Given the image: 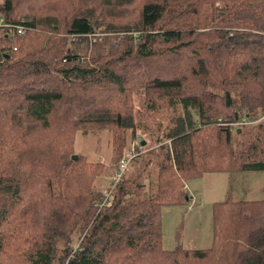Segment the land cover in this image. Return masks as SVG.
Instances as JSON below:
<instances>
[{"label": "trees", "instance_id": "16d2710c", "mask_svg": "<svg viewBox=\"0 0 264 264\" xmlns=\"http://www.w3.org/2000/svg\"><path fill=\"white\" fill-rule=\"evenodd\" d=\"M0 20V264H264V198L211 202L207 247L163 248L160 219L188 179L264 170V0H3ZM135 95L169 122L100 192L72 136L151 137Z\"/></svg>", "mask_w": 264, "mask_h": 264}, {"label": "rangeland", "instance_id": "374dc122", "mask_svg": "<svg viewBox=\"0 0 264 264\" xmlns=\"http://www.w3.org/2000/svg\"><path fill=\"white\" fill-rule=\"evenodd\" d=\"M2 1L0 0V3ZM2 25L0 20V35L4 29L1 27ZM90 36L92 37L91 34ZM110 97L107 98L106 102ZM133 97L131 104L135 127L142 126L148 129L147 133H151V137L140 133L139 130H136L135 136L131 137L129 128L121 131V129L115 130L109 126L84 131L80 128L72 136V151L76 157L82 156L85 161H97L103 164L101 173L96 174L94 178L96 182L95 190L98 189L103 193L105 190L106 192L110 190L111 186L108 188V184L119 179L122 173L132 175L135 164L132 165L130 162L133 158H136L137 153L144 152L145 158H151L152 153L148 151L158 144L154 140L156 136L161 137L163 128L169 122L168 117L171 111L165 105V101H160L161 104L159 106L157 104V109L143 113L139 105V96L135 95ZM126 105L127 103L123 101L118 106L122 110ZM118 134H123L124 137L121 138ZM120 139L122 143L124 141L120 148L121 152H119L121 156L115 159L119 150L117 140ZM141 140L143 143H141ZM137 143L139 144L138 147H136ZM124 156L127 159H132L129 162L126 160V167L124 166L118 172L119 160ZM155 168L152 158L144 173L148 172L152 175ZM147 181L145 180L146 184ZM185 186L189 195L193 196L192 200L170 204L160 209L161 246L166 249L173 248L177 242L181 247H207L211 238V202L223 201L225 198L231 200L264 198V170L209 171L188 179ZM151 190L152 187L150 186Z\"/></svg>", "mask_w": 264, "mask_h": 264}, {"label": "built area", "instance_id": "2783aa9c", "mask_svg": "<svg viewBox=\"0 0 264 264\" xmlns=\"http://www.w3.org/2000/svg\"><path fill=\"white\" fill-rule=\"evenodd\" d=\"M22 31H23V26L22 25L21 26H16V32L17 33H22ZM126 160H127V157L126 156H124L123 158H121L119 160V163H118L119 164L118 172L120 171L121 168H123L125 166V161ZM117 173L115 174V176L117 175Z\"/></svg>", "mask_w": 264, "mask_h": 264}, {"label": "water", "instance_id": "95a60500", "mask_svg": "<svg viewBox=\"0 0 264 264\" xmlns=\"http://www.w3.org/2000/svg\"><path fill=\"white\" fill-rule=\"evenodd\" d=\"M141 143H143V141H142V140H141ZM71 157H72V158H75V157H76V155H75V154H72V155H71Z\"/></svg>", "mask_w": 264, "mask_h": 264}, {"label": "crops", "instance_id": "0c3cea01", "mask_svg": "<svg viewBox=\"0 0 264 264\" xmlns=\"http://www.w3.org/2000/svg\"><path fill=\"white\" fill-rule=\"evenodd\" d=\"M185 187H186V186H185ZM186 189H187V187H186ZM191 198L193 199V196H191L190 199H191ZM192 199H191V200H192Z\"/></svg>", "mask_w": 264, "mask_h": 264}]
</instances>
